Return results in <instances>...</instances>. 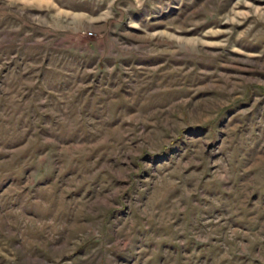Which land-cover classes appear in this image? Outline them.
Masks as SVG:
<instances>
[{
  "label": "rangeland",
  "instance_id": "374dc122",
  "mask_svg": "<svg viewBox=\"0 0 264 264\" xmlns=\"http://www.w3.org/2000/svg\"><path fill=\"white\" fill-rule=\"evenodd\" d=\"M0 264H264V0H0Z\"/></svg>",
  "mask_w": 264,
  "mask_h": 264
}]
</instances>
